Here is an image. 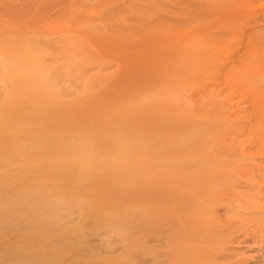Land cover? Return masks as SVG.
<instances>
[{
    "label": "bare ground",
    "instance_id": "obj_1",
    "mask_svg": "<svg viewBox=\"0 0 264 264\" xmlns=\"http://www.w3.org/2000/svg\"><path fill=\"white\" fill-rule=\"evenodd\" d=\"M120 1L123 3L113 8L128 3L135 5L133 10L141 12V17L143 13L145 17L152 16L146 20L136 17L126 22V19L99 18L97 15L102 11H93L91 13L96 18L87 23L80 24L75 19H45L42 24L32 19L27 21L25 29H21L19 25L2 18L0 0V264L2 255L14 259L21 252L13 245L10 251L2 248V207L6 208L4 213L7 218L23 214L24 211L19 214L21 206L30 207V210L41 213L38 218L44 217L43 214L50 217L57 228H61V219L64 218V211L59 208L61 205L69 210L87 207L95 216H101L105 211L109 215H124L122 208L128 211L122 199L124 189L132 185L128 179L136 174L139 177L137 182H141L145 171L136 168V162L132 165L124 161V157L131 155L128 153L130 139L125 138L126 129L128 133L131 131L129 122L120 120L115 110L107 108L110 101L115 107H128L119 103V94L103 99L108 97L105 95L100 99V92L107 87L110 90L121 88L116 84L112 86L120 78L121 74L117 72L123 70L118 60V47L125 43L142 47L138 35L151 46L153 42L161 44V48L157 49L158 57L174 62L190 88L196 80H205V72L211 77V82L205 83L200 93L210 98L212 106L209 113L214 110L217 118L219 111L226 110L228 106L224 100L215 105L216 96L230 91L250 99V110L254 113L250 127H260V142L264 146V26L251 27L250 31L246 30L233 40L228 30L221 34L210 26L211 23L214 27L218 24L217 16L224 21L228 14L233 13L237 17V13H244L231 6L216 8L212 1L202 3V0L196 3L179 0L177 5L164 2L160 3L161 7H153L149 0ZM89 2L94 7L100 3L99 0ZM72 6L74 11H78L80 4L74 1ZM172 6L173 9L169 8ZM249 16L257 15L248 14L246 19ZM134 32L136 38L132 37ZM144 41L147 50L149 45ZM180 50L185 51L186 60L175 63ZM220 77H224L223 80ZM98 88L102 90L97 92ZM86 99L90 103H86ZM240 103L238 100L237 104ZM129 108H132L131 105ZM87 113L95 119L88 118ZM203 121L208 119L201 117L200 122ZM205 129L213 133L218 130L217 127ZM216 137L219 138V135ZM204 146L194 153L192 150L180 156L166 155L163 165L174 166L177 170L183 167L184 172H190L184 179L199 180L202 178L200 174L198 177L200 169H206L213 163L211 166L219 170L217 163L229 156L222 149L211 151L208 141ZM211 152L218 158L213 157ZM115 158H123V164L115 162ZM11 164H18L19 167L12 169ZM120 165L123 171L118 176L114 172L116 168L120 169ZM6 167L9 170L5 171ZM211 172L209 174H215ZM200 173H205V170ZM83 181L88 182L83 186ZM114 193L117 194L115 199ZM198 194L193 193L182 208L191 205L198 212L195 214L200 216L202 210L198 203L205 205V200ZM119 205L122 208H116ZM200 218L192 222V240L190 250L183 255L184 264H231L232 261H228L230 246H226L221 236L216 238L210 228L217 223L212 220V225L209 221L199 224ZM36 223L38 220L34 225ZM38 228L42 227L33 226L29 234H36L41 241L44 233ZM68 228L71 230L70 226ZM119 229L127 234L124 226ZM185 230L189 233L188 228ZM43 246V249L48 247ZM27 252H36V248L29 246ZM28 256L31 262L38 264L37 255L29 253ZM45 256L47 254L41 259H46ZM7 264L30 263L20 258Z\"/></svg>",
    "mask_w": 264,
    "mask_h": 264
},
{
    "label": "rangeland",
    "instance_id": "obj_2",
    "mask_svg": "<svg viewBox=\"0 0 264 264\" xmlns=\"http://www.w3.org/2000/svg\"><path fill=\"white\" fill-rule=\"evenodd\" d=\"M74 1L80 4L78 11L73 10ZM178 1L149 0V3L153 7H161L164 2L177 5ZM191 1L196 3L201 0ZM205 1H212L217 5L216 8L228 5L244 12L237 13V17L233 13L228 14L224 21L217 16L216 20L220 23L215 27L214 23L210 25L217 33L223 34L224 30H228L233 40L246 30L250 31L251 27L264 26V0H202V3ZM99 2L94 7L89 0H2V18L25 29L27 21L32 19L42 24L45 19H75L80 24L87 23L96 18L91 13L93 11H102L97 15L99 18L126 19V22H131L136 17L146 20L152 16L147 12L150 15L145 17L142 12L141 17V12L133 10L135 5L128 3L113 8L114 5L123 3L120 0ZM169 8L173 9V6ZM246 13H255L257 16L246 19ZM132 37H137L136 32ZM138 38L142 47L129 43L118 47V60L122 62L119 61L123 70L117 72L121 74L120 78L112 86L116 84L121 88H98L97 91L102 90L100 99L105 95L108 97L103 99L119 94V103L128 107H115L111 101L107 106L116 111L120 120L129 122L131 131L129 134L126 129L125 138L130 139L128 153L131 155L124 157V161L127 160L132 165L136 162V168L145 171L141 182H137L139 177L136 174L128 179L132 185L124 189L125 195L122 197L123 205L128 211L119 205L116 208H122L124 215H109L105 211L106 214L103 212L101 216H95L87 207L69 210L61 205L59 208L63 209L64 218L61 219V228H57L56 225L53 226L50 217L43 214L44 217L38 218L37 215L41 213L30 210V207L28 209L21 206L19 214L24 213L11 218H7L4 213L6 208L2 207V248L10 251V246L13 245L21 251L14 259L4 258L2 255V264L12 261L15 263L20 258L34 264L29 259V253L37 255L38 264H184L183 255L190 250L192 240L191 225L200 216L199 224L203 221H209L211 225L217 223L214 228H210L216 238L221 236L226 246H230L231 257L228 261L233 264H264V146L260 142V127H250L253 124L251 117L253 119L254 115L250 110V99L230 91L216 96L215 105L224 100L228 106L226 110L219 111L217 118L214 110L209 113L212 106L210 98L200 93L205 88L203 85L211 82V77L205 72L206 81L198 79L190 88L174 62L158 57L157 49L161 48V44L153 42L151 46L139 35ZM226 38L232 41L229 37ZM143 41L149 45L147 50ZM178 55L175 63L186 60L184 50L178 51ZM223 78L220 77L221 80ZM193 99L196 101L193 102ZM238 100L241 102L239 105ZM85 102L90 103L88 99ZM130 105L132 108H129ZM86 107L90 109L87 105ZM85 115L95 119L88 113ZM201 117L208 121L200 122ZM205 127L211 130L217 127L218 130L213 133ZM122 129L124 131V126ZM217 134L219 138L216 137ZM206 141L212 147L211 151L222 149L229 155L227 160L217 163L219 170L212 167V163V166H208L209 169H200V172L205 170V173L198 172V177L200 174L202 178L195 181L184 179L187 172H190H184L183 167L181 171L174 166L163 165L166 155L180 156L192 150V153L198 152L205 147ZM211 154L218 158L214 153ZM122 159L115 158V162L123 164ZM186 164L188 166L187 159ZM17 165L11 164V168L19 167ZM225 167L229 169L227 173ZM122 168L120 165V169L116 168L114 174L121 176ZM7 170L9 168L5 171ZM210 170L218 172L212 175L209 174ZM220 170L222 173H219ZM86 182L83 181L82 185ZM196 192L205 200V205L198 203L202 210L200 216L195 214L198 212L191 205L182 208V204L186 205L185 201L188 202ZM113 196L115 199L117 194L114 193ZM89 214L91 216L87 217ZM35 219L38 223L34 225L37 221ZM36 225L41 226L38 231L44 233L43 236L40 235L41 241H38L36 234H29ZM69 226L71 230H75L70 232ZM121 226L127 229V234L120 231ZM187 228L189 233L185 230ZM187 237L191 239L187 240ZM38 242H43L50 248L43 249V244ZM29 246L36 248V252H27ZM46 254V259H41Z\"/></svg>",
    "mask_w": 264,
    "mask_h": 264
}]
</instances>
